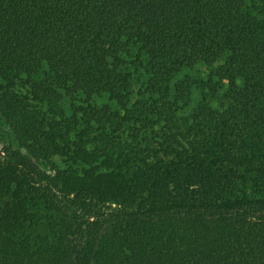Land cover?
<instances>
[{"label":"trees","instance_id":"trees-1","mask_svg":"<svg viewBox=\"0 0 264 264\" xmlns=\"http://www.w3.org/2000/svg\"><path fill=\"white\" fill-rule=\"evenodd\" d=\"M0 119V264H264V0H0Z\"/></svg>","mask_w":264,"mask_h":264},{"label":"rangeland","instance_id":"rangeland-1","mask_svg":"<svg viewBox=\"0 0 264 264\" xmlns=\"http://www.w3.org/2000/svg\"><path fill=\"white\" fill-rule=\"evenodd\" d=\"M204 73V71L202 70L199 75L200 76H203L202 74ZM13 143V145H15V142L13 141V139L11 138L10 136V131L8 129V127L2 122V120L0 119V147L3 146V145H6L7 143ZM56 164L58 166H60V163L58 160H55ZM40 165V167L45 170V171H48L49 172V167L46 166L45 164L43 163H38Z\"/></svg>","mask_w":264,"mask_h":264}]
</instances>
